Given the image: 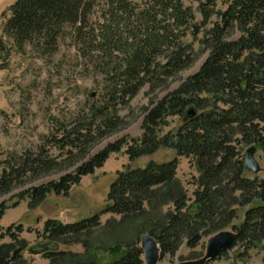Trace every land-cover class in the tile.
Listing matches in <instances>:
<instances>
[{"label":"trees","instance_id":"16d2710c","mask_svg":"<svg viewBox=\"0 0 264 264\" xmlns=\"http://www.w3.org/2000/svg\"><path fill=\"white\" fill-rule=\"evenodd\" d=\"M102 1L100 20L94 21L91 16ZM195 1L202 17L198 23L182 0H15L0 27V69L7 67L13 49L52 55L59 39L69 35L83 58H94V69L104 80L89 105L70 122L57 121L42 145L0 159V196L27 176L39 178L76 166L25 190L32 207L47 193L67 195L110 153L124 148L129 162H134L169 148L175 152L173 159L127 165L117 172L103 212L119 215L121 222L148 214L137 235L154 238L162 258L174 255L183 242L195 248L202 237L222 230L237 217L238 206L244 214L240 224L231 226V248L240 246L246 252L259 247L264 252V177L246 174L244 166L248 147L264 152V0H226L223 11L214 10L217 0ZM212 15L216 19L203 42L208 56L198 71L143 109L140 136L107 143L90 155L97 142L124 127L126 119L119 110L145 84L162 85L194 62L195 54L182 37L198 34ZM234 34L238 35L232 38ZM170 119L177 124L163 131ZM182 156L190 158L197 171L192 198L175 176L177 157ZM168 204L171 212L151 219L153 211ZM4 209L1 202L0 218ZM98 225L99 214L63 224L49 220L46 240L79 242L80 235L87 236ZM12 228L6 229L10 242L0 244V264H30L22 254L26 244L18 236L22 227ZM67 254L49 251L43 256L53 264ZM143 255L138 241L127 242L123 255L111 264H143Z\"/></svg>","mask_w":264,"mask_h":264},{"label":"rangeland","instance_id":"374dc122","mask_svg":"<svg viewBox=\"0 0 264 264\" xmlns=\"http://www.w3.org/2000/svg\"><path fill=\"white\" fill-rule=\"evenodd\" d=\"M13 1L0 0V27L10 16L8 9ZM182 1L184 5L193 9L195 21L200 22L202 17L197 1ZM99 5L101 6L95 8L91 16L94 21L100 20L103 1ZM226 5V0H217L213 8L215 11H223ZM215 19L216 15H212L207 25L202 26L201 31L195 36L188 32L182 37L195 54L194 62L162 85L153 87L150 83L145 84L129 100L128 105L119 110V115L126 119L124 127L97 142L91 148L90 155L104 149L107 143L142 134L143 109L166 93L179 88L180 84L198 71L206 60L208 52L203 42ZM237 35L234 34L232 38ZM7 60V67L0 69V159L15 153L28 152L30 149L35 150L42 145L45 135L49 134L50 128L57 121L68 123L75 119L77 112L89 105L92 96L98 94L104 80V76L94 69L96 65L94 58H83L69 35L59 39L57 51L52 55L41 56L29 48L25 53L13 49ZM170 120L171 125L163 131L177 124L176 119ZM123 149L121 152L110 153L103 165L96 168L92 174L81 176L80 182L73 185L67 195H55L50 192L43 202L31 207L30 199L25 196L24 191L51 179H57L61 174L73 171L76 166L65 167L61 172L39 178L27 176L10 192L2 194L0 203L4 202L5 209L0 218V235L4 234V236L0 238V244L10 242V237L6 234L9 226L14 227L12 231H16L17 225H20L22 231L18 236L26 244L22 254L30 264H51L50 259L43 256L49 251L68 253L67 257L56 259L53 264H111L123 255L127 242L138 241L140 245L142 237L148 234L144 233L138 237L137 229L139 226L145 227V220L149 215L144 214L133 221L121 222L119 215L103 212L109 204L107 201L109 185L115 180L116 173L122 171L125 166H144L152 160L164 162L173 159L175 152L169 148L159 149L152 155L129 162ZM52 154L56 156L57 152L53 150ZM254 158L259 163L260 170L257 174L247 170L245 173L263 178L264 152L261 148H256ZM61 159H58L60 164L66 166V162H62ZM177 161L175 176L187 195L192 198L195 189L193 180L197 177L196 168L188 157H177ZM235 208H237V217L220 231L230 234L231 226L242 222L244 209L238 206ZM171 211L172 207L168 204L161 210L153 211L150 217L161 219ZM93 214H99V225L87 236L80 235L79 242L62 244L46 240L45 225L49 220L63 224L77 222ZM208 239L209 237H202L195 248H190L186 242H183L174 255H165L159 258L156 264H180L185 260L199 261V257H204L206 254ZM85 241L88 245L84 243ZM263 255L264 252L259 247L244 252L240 246H235L225 255L205 264H261ZM142 258L143 264H146L145 255Z\"/></svg>","mask_w":264,"mask_h":264},{"label":"water","instance_id":"95a60500","mask_svg":"<svg viewBox=\"0 0 264 264\" xmlns=\"http://www.w3.org/2000/svg\"><path fill=\"white\" fill-rule=\"evenodd\" d=\"M255 152L256 147L252 145L245 150L244 154L245 169L252 174H257L260 170L259 163L254 158ZM142 238L141 247L146 258V264H156L160 258V249L156 240L149 235H144ZM233 240L234 235L232 232L230 234L225 231L216 232L209 237L206 243V254L204 257H200L199 261L185 260V262H181L180 264H205L209 260L215 259L218 255L229 251Z\"/></svg>","mask_w":264,"mask_h":264},{"label":"crops","instance_id":"0c3cea01","mask_svg":"<svg viewBox=\"0 0 264 264\" xmlns=\"http://www.w3.org/2000/svg\"><path fill=\"white\" fill-rule=\"evenodd\" d=\"M14 1H15V0H14ZM14 1H13V2H14ZM13 2H12V3H13Z\"/></svg>","mask_w":264,"mask_h":264}]
</instances>
